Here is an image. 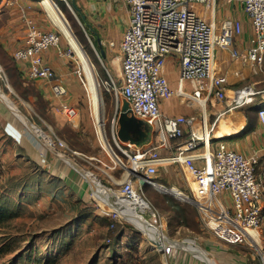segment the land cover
I'll list each match as a JSON object with an SVG mask.
<instances>
[{"label":"rangeland","instance_id":"rangeland-1","mask_svg":"<svg viewBox=\"0 0 264 264\" xmlns=\"http://www.w3.org/2000/svg\"><path fill=\"white\" fill-rule=\"evenodd\" d=\"M75 3L81 12L73 7L71 0L59 2L58 5L72 35L88 55L86 61L81 60L88 83L84 86L77 77L81 89L67 97V101L78 110L77 118L70 120L60 109L64 102L61 99L48 102L57 104L54 111L48 110L49 104L45 100L35 98L37 92L33 82L14 76L16 67L11 57L6 64L0 61V88L19 111L48 137L46 142H41L0 100V208L11 217L5 228L0 230V264H173L168 257L171 255L192 259L185 264H207L181 249L159 252L156 244L166 243L159 242L153 234L154 239L147 235L128 216L129 220L118 223L114 230H110L109 222L102 214L103 209H109L100 200L103 196L95 194L92 184L89 185L67 163V160L73 161L84 171V176L87 173L93 175L102 187L118 195L120 204L117 209L132 211L119 197L121 172L113 169V154L117 146L112 125L114 119L118 122L117 103L103 87H99L104 110L98 114L93 106V79H107L109 74L117 79L102 57L96 40V33L101 28L97 19L101 0H75ZM82 15L86 16V22L82 20ZM62 42L66 48L68 41L65 37ZM230 97L234 99L233 94ZM259 97L244 106L252 105L249 111L252 118L262 106ZM121 105L122 102H119V107ZM99 115L102 117V127L98 124ZM56 138L64 141L72 151L66 153L67 160L47 149L49 147L64 153L53 148ZM55 161H58L57 172L53 168ZM168 167L161 166L153 180L167 189L176 187L188 199H178L160 188L146 186L140 193L152 212L141 214V209H137L135 213L142 215L175 242H196L216 264H241L243 258L247 264H264V217L262 226L252 231L258 236V243L252 237L243 245L220 242L202 222L195 203L192 179L186 178L180 166ZM61 169L66 170V174ZM58 176H66L67 182L78 188L86 186L84 199L88 202L73 204V197L69 193L67 206L57 204L51 198V193L57 188L54 181ZM109 237L113 240L111 244L106 242ZM218 242L221 246L215 250L213 245Z\"/></svg>","mask_w":264,"mask_h":264},{"label":"built area","instance_id":"built-area-1","mask_svg":"<svg viewBox=\"0 0 264 264\" xmlns=\"http://www.w3.org/2000/svg\"><path fill=\"white\" fill-rule=\"evenodd\" d=\"M46 1L41 0V3L46 6ZM48 1L61 13L58 3L65 0ZM224 1L239 4L243 8L255 36L253 45L246 53L231 50L230 57L258 67L263 65L264 0ZM122 2L128 7L130 14L129 25L120 44L123 55L122 77L120 82L111 76L101 80L96 77V80L98 86L103 87L112 100H115L117 111L119 102L127 101L133 115L153 127L159 145L145 148L120 142L117 138L118 122L117 119L113 120L112 134L117 146V151L113 154V169L121 172L120 195L133 204L138 199L145 202L140 193L144 187L166 188L153 180L163 163L178 165L186 178L192 179L195 185V203L205 228L220 242L230 245L246 244L251 238L249 231L258 230L263 223L264 149L244 155L221 143L213 151L206 122L195 129V117H167L161 111L162 101L170 100L175 95L189 96L201 106L207 105L205 92L218 102L227 100V74L217 70L216 51L230 50L235 38L242 34L241 23L225 21L221 31L216 33L214 25L202 18L195 8L197 4L210 7L212 0ZM24 21L26 33L23 45L13 52L12 60L28 65V78L44 81L52 96L64 101L60 109L68 118H77L78 110L67 101L69 93L63 77L44 58L46 51L57 49L61 57L68 58L76 65L75 75L86 86L87 75L77 49L61 30L41 31L36 22L25 14ZM63 37L68 41L65 49L61 48ZM76 42L80 51L86 53L83 46L77 40ZM169 57L177 58L180 65L177 91L172 89L165 77ZM185 83L193 84L192 95L184 92ZM261 93L252 85L245 86L235 91L233 106L244 107L256 100ZM258 119L264 130V104L258 110ZM189 129V139L177 144L175 154L163 159L159 147L167 146L170 141H181ZM53 148L63 151L61 154L65 156L72 152L59 138H56ZM99 162L102 163L100 160ZM141 181H144V186ZM225 195H228L229 203L224 200ZM108 206V210L103 209L104 218L115 224L129 220L120 209ZM148 211L152 212L151 208ZM171 249L173 247L164 246L168 253Z\"/></svg>","mask_w":264,"mask_h":264},{"label":"crops","instance_id":"crops-1","mask_svg":"<svg viewBox=\"0 0 264 264\" xmlns=\"http://www.w3.org/2000/svg\"><path fill=\"white\" fill-rule=\"evenodd\" d=\"M220 5L221 7H219ZM195 8L202 18L214 25L216 33L221 31L223 23L228 20L240 22L242 25V34L235 38L230 50L227 52L224 50L216 51L217 70L218 72L227 74V100L218 102L212 95L205 92L204 96L208 100L207 105L201 106L200 103L191 100L189 96L181 97L175 95V97L170 100L162 101L161 111L167 117H195V129L200 127L203 122H206L209 137L212 140L211 149L213 151H215L221 143L226 144L228 148L244 155H250L257 149H264V130L260 125L258 114L255 112V117L252 118L249 112L252 110V105L241 108L234 107L233 100L230 97L232 94H235V91L245 86L252 85L258 91L262 92L259 98L261 99V105L264 104V63L258 67L252 63H244L240 59L234 60L229 55L231 50H237L239 53H246L253 45L255 36L250 19L239 4H229L224 0H212V5L207 8L205 5L197 4ZM24 14L26 17L33 19L41 31H60L59 26L54 21L51 11L48 9L47 5L43 6L41 0H0V61L5 64L8 62V58L11 57L12 60L13 52L23 45L26 33ZM97 19L101 28L99 29V33H96V36L99 35L105 47V57H102L116 75L117 79H115V81L120 82L123 60L120 44L124 32L129 25V9L124 5L122 0H101L99 18ZM62 43L61 48L65 49ZM111 43H114V45L111 46ZM44 58L45 61L55 69L56 73L63 77L68 93H78L81 87L78 85L77 76L74 72V63L66 57H61L58 50L55 48L46 51L44 53ZM13 63L16 67V74L14 73V76L16 75V77L18 76L23 80L33 82V86L36 88L37 92L35 98L38 100H45L47 104H49L48 110L52 109L54 111L57 106L56 102L55 104L48 102L56 98L52 96L46 83L41 80H30L28 78V65L15 63L14 61ZM179 74L180 65L178 59L169 57L165 69V77L174 91H177L179 88ZM109 76L111 75L109 74ZM183 90L187 95H192L194 90L193 84L185 83ZM123 101L124 100H121L120 102ZM119 112L120 109L118 111L116 109L117 116ZM247 115H250V117ZM189 132L190 129L181 141H170L167 146L159 147L161 157L166 159L175 154V146L186 142L189 139ZM42 142L44 141L42 140ZM158 145L159 139L157 135H153L151 141L142 147L149 148ZM202 150L203 148L200 149V151ZM168 166L170 165L165 162L162 167L170 168ZM53 168L56 172L59 170L58 161H55ZM61 171L66 174V170L61 169ZM65 177L61 178L58 176L55 179L57 180L54 181L56 182L55 187L57 188L51 193V198L57 204L64 207L68 205L66 200L70 196L69 193H71L73 204H81L83 201L87 203L88 200L84 199L86 196V186L84 185L85 187L78 188L77 185H72L67 182L68 178L65 179ZM89 190L92 192L90 188ZM61 198L64 199L62 200ZM224 200L227 203L230 202L228 195L224 196ZM101 201L107 204V197L103 195ZM214 246L216 248L215 250H218V246H221V244L218 242L213 245V247ZM183 249L184 251L191 252L186 248ZM168 257L171 258L173 264L190 263L192 260L184 259L180 255H171ZM241 264H247V260L243 258Z\"/></svg>","mask_w":264,"mask_h":264},{"label":"bare ground","instance_id":"bare-ground-1","mask_svg":"<svg viewBox=\"0 0 264 264\" xmlns=\"http://www.w3.org/2000/svg\"><path fill=\"white\" fill-rule=\"evenodd\" d=\"M46 5L48 7V9L51 11L54 21L56 22V24L59 26L60 30L67 36L68 40L70 41V43L77 49L79 57L81 60L86 61L85 59H87V54L84 53L83 51H80V49L78 48V44L76 42V39L74 38V36L72 35V32L69 29V26L67 24V19L65 17L62 16V14L52 5H50V2L47 0L46 1ZM44 6V5H43ZM51 15V14H50ZM89 61V60H88ZM89 64H91V62L89 61ZM87 67L89 68V66L87 65ZM93 89H94V96L93 98V106H94V110L96 113L101 114L103 112L102 110V100L101 99V94L99 91V86L98 83L95 79H93ZM0 100L4 103V105H6V107L18 118L20 119V121L27 127L29 128L30 126L28 125L27 121L25 120L24 116L22 115V113H20L19 109L13 104V102L10 100L9 97H7V95L3 92V90L0 88ZM98 124L100 127H102V117L101 115H99V121ZM34 132L36 133V135L38 137H41V139L43 141H47L48 137L47 135H45L41 130H39L37 127L33 128ZM52 145H53V141H52ZM64 160L66 159V157H63ZM67 160V159H66ZM68 161V162H67ZM66 162L69 164H73V161L67 160ZM88 175V176H87ZM87 175H85L87 177V179L91 182L92 187L96 190V192H94L95 194H101L99 197H102L103 195H105L108 199H107V205H110L111 203L114 204L115 207L119 206L120 203L119 199H118V195L113 194L112 192H110L107 188H104L100 185V183L95 179V177H93V175L87 173ZM158 187V186H156ZM160 188L162 191L164 192H169L171 194H173L174 196H176L178 199H182V200H187L188 197L186 198L185 195L177 188H171V189H167V188ZM119 197L121 199L122 202L126 203L128 205V207H130V209L132 211H123L125 212V216L129 217L131 219L132 222H134L135 226H137L138 228H140L141 230H143L147 235L151 236L153 239L154 237L152 236L155 235L156 239H158L159 242L161 243H166V245L163 246H170V242L168 240V238L159 230H157L152 224H150L149 222H147L144 218H142L140 215L136 214L135 211H137V209H141L142 212H146L148 211V209L150 208L148 206V204H145V202H143L141 199L137 200L134 204L127 201L123 196L120 195L119 193ZM103 198H101L100 200H102ZM119 209V208H118ZM249 235L252 237V239L255 242H259L258 241V236L256 234H254L252 231H249ZM180 246L182 248L187 247L188 250H190L197 258H199L200 260L204 261L207 264H216V262L210 257V255L204 250L202 249L196 242L194 241H189L185 244H180ZM260 255V254H259Z\"/></svg>","mask_w":264,"mask_h":264},{"label":"water","instance_id":"water-1","mask_svg":"<svg viewBox=\"0 0 264 264\" xmlns=\"http://www.w3.org/2000/svg\"><path fill=\"white\" fill-rule=\"evenodd\" d=\"M72 4L73 7L75 9H77L78 12H81V10L77 7L75 0H72ZM82 19L85 20L86 16L82 15ZM97 39V43L98 46L100 48V53L103 57H105V50L103 48V44L101 41V38L99 37V35L96 36ZM120 112L118 114V129H117V138L120 142L122 143H128V144H133L136 145L138 147H142L143 145L148 144L153 135L156 136V132L153 130V127L146 121L141 120L136 118L130 107H129V103L127 101H123L121 107H119ZM21 113V112H20ZM23 115V114H22ZM24 116V115H23ZM25 120L27 121L28 125L30 126L28 129L29 131H31L33 133V135L38 138L41 142L42 139L41 137H38L36 135V133L34 132L33 128L35 127L33 123H31V121H29V119L27 117H25ZM45 145V144H44ZM47 147V145H45ZM47 149H49L50 151H53L54 153H56V155L61 158L63 157H67L65 155H62L61 153L55 151L52 148L47 147ZM68 158V157H67ZM69 164V163H68ZM70 167H72L74 170H76L78 173H80L85 180L91 185V183L89 182V180L87 179L86 176H84L83 174V170L81 169L80 166H78L76 163L73 162V164H69ZM144 181H141V185L144 186ZM92 186V185H91ZM110 206H112L113 208L117 209L113 203L110 204ZM168 238V237H167ZM170 242V247H173L175 249H182L184 250L180 244H185L187 243V241H183L181 243L179 242H175L171 239H169ZM156 249L159 252H163L164 251V246L162 244H156ZM186 251V250H185ZM188 253L192 254L191 252L187 251ZM196 257V256H195Z\"/></svg>","mask_w":264,"mask_h":264},{"label":"trees","instance_id":"trees-1","mask_svg":"<svg viewBox=\"0 0 264 264\" xmlns=\"http://www.w3.org/2000/svg\"><path fill=\"white\" fill-rule=\"evenodd\" d=\"M83 20V19H82ZM86 22V19L83 20ZM176 212H179V210L177 208H174ZM9 218H11L8 214V212L4 209H2V207L0 208V230L5 228V224L6 222L9 220ZM109 222V229L110 230H114L118 224L113 223L112 221H110L109 219H107ZM116 225V226H115ZM115 226V228L113 229V227ZM110 241V242H109ZM106 242L108 244H111L113 242L112 238H107Z\"/></svg>","mask_w":264,"mask_h":264}]
</instances>
